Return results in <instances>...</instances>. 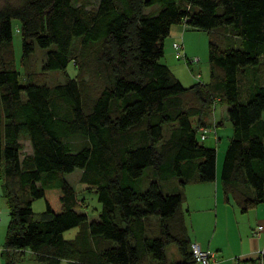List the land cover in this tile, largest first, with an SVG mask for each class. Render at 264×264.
<instances>
[{"label":"trees","instance_id":"trees-1","mask_svg":"<svg viewBox=\"0 0 264 264\" xmlns=\"http://www.w3.org/2000/svg\"><path fill=\"white\" fill-rule=\"evenodd\" d=\"M177 23L209 31V81L185 85L161 61ZM37 47L44 50L41 70L31 68ZM70 61L74 76L66 71ZM54 69L65 77L49 84L45 75ZM263 79L264 0L0 5V178L10 210L4 264L26 249L40 264H202L184 187L216 179L218 151L198 132L203 139L202 128L221 124L206 122L217 102L228 106L224 192L244 212L264 202ZM22 135L32 146L25 154ZM76 168L101 203L97 218L66 176ZM174 179L178 185L166 190ZM38 197L46 205L39 215ZM73 227L76 234L67 236ZM171 244L177 260L168 259ZM263 256L233 264H262Z\"/></svg>","mask_w":264,"mask_h":264},{"label":"rangeland","instance_id":"rangeland-1","mask_svg":"<svg viewBox=\"0 0 264 264\" xmlns=\"http://www.w3.org/2000/svg\"><path fill=\"white\" fill-rule=\"evenodd\" d=\"M97 1L98 0H92L93 3H96ZM6 2L18 5L20 4L21 0H0V5H4ZM18 24L19 20L15 19L13 28V47L16 64L21 66L20 60L22 57V37ZM174 25V27L180 29L178 31L179 33H174L173 31L175 30L173 29L172 32L165 38V53L162 56L161 61L169 64L185 85H190L196 81H209V31L203 28H195L184 23H177ZM181 34L183 35V42L185 44L184 52L187 54V56L179 57L176 54L173 43L174 41L178 40L182 41V37L180 36ZM43 59L44 50L40 47H37L36 52L31 60V68L41 70ZM66 71L71 76H74L77 73V68L73 61H70ZM45 77L49 84H55L64 80L65 73L61 69H54L48 71ZM223 107V104L217 102L215 110L218 114L219 120L223 119L224 123L217 125V129L214 127L211 128V130L206 133V137L203 139L198 132V138L202 143L217 148L222 163L225 156V150L228 146V142L233 131L232 123L229 118L222 117ZM206 122L213 123L211 115L209 118H207ZM193 123L195 125L198 124L197 118H193ZM21 141L23 143L22 153L25 154L30 152L32 150V146L29 138L25 135H22ZM222 163L221 166L223 165ZM72 172L67 174L68 178L76 186L79 194L85 197L87 206L86 210H88L92 218H96V210H99L101 206V203L97 198V194L91 191L88 192L84 188L85 185L79 181V174L81 173L80 168H76ZM172 182H176V184L174 183L171 187L168 186V182L165 183L166 190L178 185L179 180L174 179ZM2 184L3 178H0L1 187ZM185 194L186 200L184 202V206L188 207L192 211V216H189L188 222L193 239H195L196 234L199 233L200 236L205 237L208 243L211 245V250L216 253L215 259H217V261H223L224 264H233L238 252H245V250L250 248L249 237L247 238V235H245V227L247 226L250 229L249 222H253V224H255L258 217H264V202L254 206L252 210H249L248 212H242L240 209L235 211L233 210L232 205L229 204L230 206L228 210L224 212L221 209L218 215L216 210L215 181L188 182V186L185 187ZM200 204L205 206L204 209H195L197 208L196 206ZM45 207L46 205L44 197H38L33 201V208L36 211V214L39 215V213L43 211ZM0 208L3 213H9V207L6 198L2 193L0 195ZM7 225L8 222H0V244L4 243ZM76 231L77 227H73L66 231V235L69 237L74 236ZM166 252L169 260H177V258L180 257V253L177 250L175 244L167 246ZM30 255L28 253V255L17 258L15 260V264H40L37 259ZM63 264H66V261H64Z\"/></svg>","mask_w":264,"mask_h":264},{"label":"crops","instance_id":"crops-1","mask_svg":"<svg viewBox=\"0 0 264 264\" xmlns=\"http://www.w3.org/2000/svg\"><path fill=\"white\" fill-rule=\"evenodd\" d=\"M174 26L175 25L172 26L171 32L174 29L175 31H173V32L178 34L179 33L178 31L180 29L177 28V27H174ZM182 34H183V32H182ZM263 84H264V82H263ZM223 106L224 107H223V110H222V117L223 118H228V116H227L228 106L226 104H223ZM220 120H222L221 123H224L223 119H220ZM220 120L218 118V114H217L216 110H214L213 115H212V121L214 123L215 122L219 123ZM221 163H222V160L220 159V156H219V153H218L217 168H216V172H217L216 173V179L215 180H211V181H215L216 182V210H217L218 215H219V212H220L221 209L224 212L226 210H228V208L230 206L229 204L232 205L233 210H235V211H237L239 209L241 210L240 206L237 204V200L235 199V197L230 194L229 197L227 198L226 193L224 192L222 178H221V172H222V166L223 165L221 166ZM71 172H69V173H71ZM67 174H66V176H67ZM80 176H81V173L79 174V181H80ZM67 178H68V176H67ZM68 180L72 183V181L69 178H68ZM192 182H198V181H192ZM207 184H210V183H207ZM186 186H188V183L185 185V187ZM74 187L76 188L75 185H74ZM185 187H184V189H185ZM76 190L78 191L77 188H76ZM1 193H3V190H2V187L0 186V195H1ZM196 207L197 208H195V209H197V210H203L205 206L200 204V205H198ZM252 208L253 207H251L250 209H248L245 212H248L249 210H252ZM242 212H244V211H242ZM191 213H192V211L190 210V215L189 216H192ZM0 215H1L0 222L7 223L9 218H10V210H9L8 214H5V213H3L2 210H0ZM97 217H98V214H97ZM193 219H194V215H193ZM256 220H257V222L255 224H253V222H249L250 229L247 226L245 227V235H247V238L249 237L250 248L248 250H245V252H238L236 257H256V256H259L261 254L260 251L264 248V231L261 232L260 235L254 234V231H255V228L257 227V225L259 223L264 224V217H262V218L258 217ZM195 241H197V242H195ZM194 242L197 243L202 249H212L211 245L208 243L207 239L205 237H203V236H200L199 233L196 234V238L194 239ZM207 243H208V245H207ZM2 247H3V244H0V262H1V264H4V258H3V254H2ZM26 253H27V255L29 253V255L31 254L30 256H34L33 252L30 249H26ZM215 254L216 253H214V257L212 258V261H211L210 264H213V262H214V264H224L223 261H217V259H215ZM2 261H3V263H2ZM262 264H264V256H263Z\"/></svg>","mask_w":264,"mask_h":264},{"label":"built area","instance_id":"built-area-1","mask_svg":"<svg viewBox=\"0 0 264 264\" xmlns=\"http://www.w3.org/2000/svg\"><path fill=\"white\" fill-rule=\"evenodd\" d=\"M183 42L181 41H174L173 43V47L176 50V54L179 57L182 56H186V54L184 53L183 50ZM203 132H202V137L206 136L207 131L211 130V128H202ZM1 210V208H0ZM264 231V224L259 223L257 225V227L255 228L254 234L256 235H260L261 232ZM193 249L195 254L197 255V257L201 260L202 264H209L211 261V258L214 254V251H212L211 249H202L197 243H194L193 245ZM261 254L264 253V248L260 251Z\"/></svg>","mask_w":264,"mask_h":264}]
</instances>
